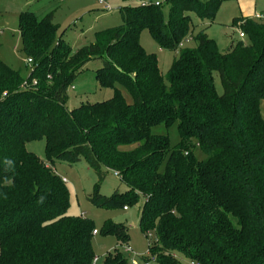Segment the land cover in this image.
Masks as SVG:
<instances>
[{"label":"trees","instance_id":"1","mask_svg":"<svg viewBox=\"0 0 264 264\" xmlns=\"http://www.w3.org/2000/svg\"><path fill=\"white\" fill-rule=\"evenodd\" d=\"M124 1L134 4L120 8L123 23L77 50L58 36L56 11L20 15L23 52L33 64L24 77L0 58V264L96 262L94 223L68 215L66 182L26 148L42 140L51 165L84 160L95 171L89 200L96 206L142 202L141 231L156 238L145 262L264 264V21L235 18L246 38L227 51L203 30L163 75L142 32L177 51L192 35L193 15L212 22L228 0ZM92 61L102 63L96 79L114 97L69 110L68 90ZM161 124L177 125V146L153 134ZM107 171L128 190L102 195ZM102 231L120 248L129 245L125 224L107 220ZM104 264L133 263L117 248Z\"/></svg>","mask_w":264,"mask_h":264},{"label":"rangeland","instance_id":"2","mask_svg":"<svg viewBox=\"0 0 264 264\" xmlns=\"http://www.w3.org/2000/svg\"><path fill=\"white\" fill-rule=\"evenodd\" d=\"M164 3L165 0H154ZM112 11L103 12L98 0H0V58L14 69H22L23 76L28 77L31 65L23 52V43L19 30L20 15L23 11H32L39 18H43L52 11H56L54 23L58 25V36L68 43L74 50L95 42V33L123 23L120 8L134 4L132 1L111 0ZM264 12V0H228L221 4L212 22L202 21L193 15L194 29L192 35L177 51H166L159 47L153 40L151 33L145 30L141 34V44L146 52L155 54L163 75H167L175 60L180 57L181 49H193L196 47L195 37L206 30L212 40L216 42L221 51L231 48L234 42L239 40L238 32L232 27L233 20L237 17L252 19L254 12ZM166 18L168 8H163ZM205 23V24H203ZM102 67L100 61L90 62L85 71L74 81L73 90H68L69 101L67 108L73 110L81 104H93L114 97L112 88H102L97 79L96 71ZM215 82L219 93L222 86L219 77L215 76ZM126 99L132 102L131 97L124 92ZM261 113L264 119V100L261 102ZM153 134L169 139L172 147L181 142L177 125L168 128L164 124L153 129ZM45 141H33L26 145L29 152L38 156L47 166H51L57 175L67 179L66 186L70 194L71 206L69 216H83L91 220L98 234L94 236L93 247L96 253L95 264H104L105 256L119 248L131 261L144 264L143 257L149 255V246L156 241L155 237L147 238L141 231L140 207L142 202L130 207L128 211L123 208L103 209L89 200V195L94 191L98 182V176L89 165L82 160L77 164H69L57 161L55 165L48 162L45 150ZM199 160H204L205 155L199 147L194 150ZM128 190L126 184L115 176L113 171H107L106 178L101 184V194L111 197L116 191L124 193ZM107 220L118 224H125L129 228L130 242L126 247L120 248L113 236L103 233V225ZM132 251L129 252L127 248ZM183 264H194L180 257ZM148 264H157L151 261Z\"/></svg>","mask_w":264,"mask_h":264},{"label":"built area","instance_id":"3","mask_svg":"<svg viewBox=\"0 0 264 264\" xmlns=\"http://www.w3.org/2000/svg\"><path fill=\"white\" fill-rule=\"evenodd\" d=\"M99 4L102 6L103 12H111L112 11V7H111V0H98ZM161 3L159 1L156 2V6H160ZM254 19L256 20H260V21H264V14H256ZM238 36L240 39L244 40L246 38L245 34L242 31H238ZM28 64L32 65L33 61L31 59H28ZM33 85H37V81L33 80L32 82ZM31 84L26 80L24 83V87L28 88ZM73 90L75 89V87H71ZM116 177L120 178V175L118 173H114ZM64 182L67 183V179H63ZM129 208L125 207L124 210L127 211ZM94 235L98 234V231L95 230ZM149 237H152V234L149 235ZM127 247V246H126ZM129 252H131L132 250L128 247L127 248ZM97 260V259H96ZM152 261H154V258H152ZM133 264H137L136 261L132 262ZM149 262H145L144 264H148ZM195 264V263H194Z\"/></svg>","mask_w":264,"mask_h":264},{"label":"crops","instance_id":"4","mask_svg":"<svg viewBox=\"0 0 264 264\" xmlns=\"http://www.w3.org/2000/svg\"><path fill=\"white\" fill-rule=\"evenodd\" d=\"M256 14H264V12H262V11H258V10H256L255 12H254V15H253V17H252V19H254V17H255V15ZM55 15H56V13H55ZM237 18H240V17H237ZM242 19H248V18H244V17H241ZM206 23H207V21H205ZM208 23H210V22H208ZM203 24H205V23H203ZM232 26V25H231ZM233 27V26H232ZM237 30V29H236ZM206 31V30H205ZM237 32H238V30H237ZM206 33H207V31H206ZM208 34V33H207ZM209 36V35H208ZM210 37V36H209ZM239 37V36H238ZM240 39V38H239ZM235 43V42H234ZM227 51V50H226ZM129 210V209H128ZM127 210V211H128Z\"/></svg>","mask_w":264,"mask_h":264}]
</instances>
